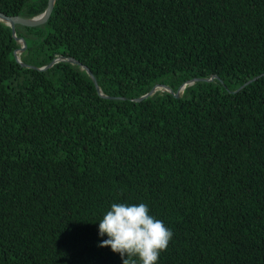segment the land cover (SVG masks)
Segmentation results:
<instances>
[{"label": "trees", "instance_id": "obj_1", "mask_svg": "<svg viewBox=\"0 0 264 264\" xmlns=\"http://www.w3.org/2000/svg\"><path fill=\"white\" fill-rule=\"evenodd\" d=\"M15 30L22 63L73 58L113 99L78 66L21 67L0 24V264H122L99 247L113 203L172 231L158 264H264V0H56Z\"/></svg>", "mask_w": 264, "mask_h": 264}, {"label": "clouds", "instance_id": "obj_2", "mask_svg": "<svg viewBox=\"0 0 264 264\" xmlns=\"http://www.w3.org/2000/svg\"><path fill=\"white\" fill-rule=\"evenodd\" d=\"M98 224L99 236L107 237L99 247L119 254L122 264H158L173 237L144 203H113Z\"/></svg>", "mask_w": 264, "mask_h": 264}, {"label": "water", "instance_id": "obj_3", "mask_svg": "<svg viewBox=\"0 0 264 264\" xmlns=\"http://www.w3.org/2000/svg\"><path fill=\"white\" fill-rule=\"evenodd\" d=\"M55 2H56V0H47V6H46L45 10L41 14L34 16V17H31V18H25V17H21V16H6L3 13H0V24H3L4 26L10 28L12 36L15 39V42L19 45V48L17 50H15L14 54H13L15 61L18 64H20L21 67H24L27 69H32V70H37V71H45V70L53 67L55 64H58L61 62H66V63H69L71 65L78 66L80 68V70L85 71L87 76L91 79V81L93 82L95 89H96V91L100 97L106 98V99H113L111 97L105 96L102 93V91H101L100 87L98 86L96 79L94 78L91 71L86 66L82 65L81 63H79L77 60H75L73 58H68V57H64V56H56L48 65L43 66V67H35V66L27 65V64H24L21 62L20 55L25 52L26 44H25L24 39L18 38L16 36L15 26L20 25V26L27 27V28H34V27H39L41 25H44L48 21L51 13L53 11V8L55 6ZM217 79H218V77L216 75L210 76L208 78H194V79L188 80V81L184 82L183 84H181L180 87L176 91H174L172 88L168 87L166 84L157 83V84L153 85L152 88L147 93H145L144 95H142L136 99H131L130 101L139 103L145 99H148V98L154 96L156 93H167V94L173 96L174 98L178 99L182 96L184 90L187 87H190V86H192L198 82H212V81L217 80ZM256 79H257V77L247 81L242 86H240L235 92H238L239 90L243 89L245 86H247L251 82L255 81Z\"/></svg>", "mask_w": 264, "mask_h": 264}, {"label": "rangeland", "instance_id": "obj_4", "mask_svg": "<svg viewBox=\"0 0 264 264\" xmlns=\"http://www.w3.org/2000/svg\"><path fill=\"white\" fill-rule=\"evenodd\" d=\"M168 87L172 88L169 84H166Z\"/></svg>", "mask_w": 264, "mask_h": 264}]
</instances>
